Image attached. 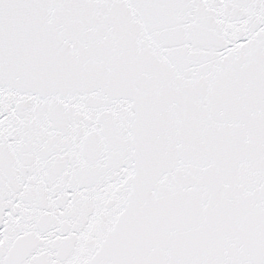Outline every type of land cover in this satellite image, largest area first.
Here are the masks:
<instances>
[{"label": "snow or ice", "instance_id": "obj_1", "mask_svg": "<svg viewBox=\"0 0 264 264\" xmlns=\"http://www.w3.org/2000/svg\"><path fill=\"white\" fill-rule=\"evenodd\" d=\"M0 264H264V0H0Z\"/></svg>", "mask_w": 264, "mask_h": 264}]
</instances>
